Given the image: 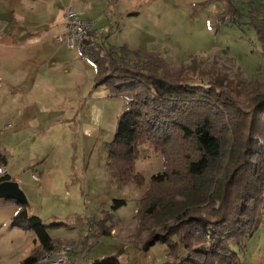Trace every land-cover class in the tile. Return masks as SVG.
Instances as JSON below:
<instances>
[{
  "label": "rangeland",
  "instance_id": "obj_1",
  "mask_svg": "<svg viewBox=\"0 0 264 264\" xmlns=\"http://www.w3.org/2000/svg\"><path fill=\"white\" fill-rule=\"evenodd\" d=\"M131 1L137 16L118 21L123 31L113 26L101 31L105 48L157 55L170 66L184 68L188 80H223L240 99L252 89H264V54L251 25L252 17L264 20V0ZM120 5L122 11L129 8ZM73 51L76 60L62 67L71 75L59 91L20 87L8 76L5 80L12 85L0 84V150L6 160L0 174L17 181L29 216H37L55 244L60 243L53 253L70 247L65 264L111 255L118 264H161L166 259L162 243L145 251L131 244L138 246L144 239L135 216L141 189L132 183L117 185L107 164L125 101L110 87L95 85L91 62L78 49ZM145 153L149 151L140 150L133 165L147 182L161 171L162 162L158 155L142 159ZM113 199H125L126 204L112 211L111 237L95 242L96 223ZM18 205L0 199V264H20L37 243L28 228L32 222L13 219ZM85 235L87 241L80 244ZM233 249L242 264H264V229Z\"/></svg>",
  "mask_w": 264,
  "mask_h": 264
},
{
  "label": "trees",
  "instance_id": "obj_2",
  "mask_svg": "<svg viewBox=\"0 0 264 264\" xmlns=\"http://www.w3.org/2000/svg\"><path fill=\"white\" fill-rule=\"evenodd\" d=\"M251 25L264 54V20L252 17ZM77 47L91 62L95 85L110 87L126 104L107 164L117 185L141 189L135 216L144 239L132 247L145 251L162 243L166 259L161 264H242L233 248H242L264 229V89H252L240 99L223 80H188L184 68L157 55L107 49L97 43L95 32L89 31ZM141 148L149 151L142 159L158 155L162 162L161 171L147 182L133 165ZM128 161L132 165L124 167ZM5 163L0 150V166ZM12 201L21 204L13 219L31 221L28 228L37 241L20 264H39L42 255L61 245L37 216ZM125 204V199L112 200L96 223L95 242L111 237L112 211ZM87 264L118 261L111 255Z\"/></svg>",
  "mask_w": 264,
  "mask_h": 264
},
{
  "label": "crops",
  "instance_id": "obj_3",
  "mask_svg": "<svg viewBox=\"0 0 264 264\" xmlns=\"http://www.w3.org/2000/svg\"><path fill=\"white\" fill-rule=\"evenodd\" d=\"M119 1L129 8L122 11ZM131 3V0H0V84L11 86L5 80L8 76L27 89L61 90V83L72 72L62 67L76 60L74 49L69 50L64 42L55 39L64 31L66 8L71 7L88 20L90 32H95L97 43H101V31L112 26L118 32L123 31L118 21L122 24L126 17L137 16V6Z\"/></svg>",
  "mask_w": 264,
  "mask_h": 264
},
{
  "label": "built area",
  "instance_id": "obj_4",
  "mask_svg": "<svg viewBox=\"0 0 264 264\" xmlns=\"http://www.w3.org/2000/svg\"><path fill=\"white\" fill-rule=\"evenodd\" d=\"M65 27L64 31L58 34L55 39L58 42H64L66 47L69 50L75 49L87 36L90 31L91 23L81 18L77 15L76 12L72 10L71 7H67L64 15ZM36 181H38V177L32 176ZM70 251L69 246H62L60 250L53 253H47L44 258H41L38 263H41L42 260H49V264H65L68 260L67 252ZM51 259H50V258Z\"/></svg>",
  "mask_w": 264,
  "mask_h": 264
},
{
  "label": "water",
  "instance_id": "obj_5",
  "mask_svg": "<svg viewBox=\"0 0 264 264\" xmlns=\"http://www.w3.org/2000/svg\"><path fill=\"white\" fill-rule=\"evenodd\" d=\"M0 199H12L22 204L26 203L23 192L13 180L0 181Z\"/></svg>",
  "mask_w": 264,
  "mask_h": 264
}]
</instances>
